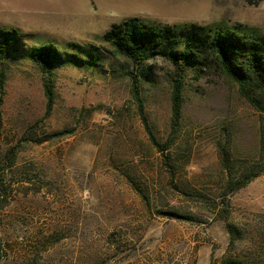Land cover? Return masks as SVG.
Instances as JSON below:
<instances>
[{"label":"rangeland","instance_id":"rangeland-1","mask_svg":"<svg viewBox=\"0 0 264 264\" xmlns=\"http://www.w3.org/2000/svg\"><path fill=\"white\" fill-rule=\"evenodd\" d=\"M131 17L264 34V0H0V34H20L0 58V163L16 152L0 217L20 258L0 264H264V174L228 186L261 160V113L209 59L185 73L175 125L174 64H135L103 39ZM46 44L101 55L53 69L51 109L27 53Z\"/></svg>","mask_w":264,"mask_h":264},{"label":"trees","instance_id":"trees-1","mask_svg":"<svg viewBox=\"0 0 264 264\" xmlns=\"http://www.w3.org/2000/svg\"><path fill=\"white\" fill-rule=\"evenodd\" d=\"M254 3L257 0H247ZM0 39V58L4 59L12 50L18 49L20 34L15 29L2 30ZM115 55H124L135 64L155 59L168 58L175 66L179 79L176 80L173 93V111L175 125L179 124L182 110V79L185 73L193 68L201 71L205 62L212 59L221 72L239 85L244 96L261 113V160L250 168H242L237 176H231L228 181L230 192L234 193L246 187L254 178L264 174V34L248 28H215L186 24L182 26L160 25L144 22L140 18L131 17L119 24H114L103 36ZM82 47H78L80 49ZM83 55L61 52L57 46L46 44L28 50V55L35 61L42 73L48 78L45 92L49 109L54 102L53 69L68 63H77L87 66H96L101 55L97 48L89 47L81 51ZM1 72V70H0ZM135 97L141 105L142 102L137 88V74L134 76ZM5 76L0 73V88L3 89ZM2 119V97L0 98V129ZM58 134L51 135L56 137ZM153 143L164 152L168 146H162L151 135ZM164 147V148H163ZM16 152L7 157L9 164L0 163V211L8 196L9 184L7 170L12 169ZM141 193V192H140ZM230 207L228 196H225L223 208ZM1 216V214H0ZM0 217V257L4 263L8 260L20 258L19 252L12 254L10 242L6 238L5 224ZM227 229L235 242L238 227L228 224ZM38 263L37 260H35Z\"/></svg>","mask_w":264,"mask_h":264}]
</instances>
